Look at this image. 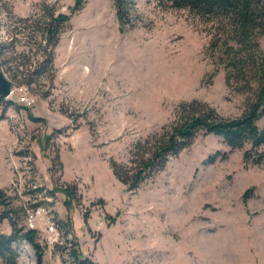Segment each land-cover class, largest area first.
I'll list each match as a JSON object with an SVG mask.
<instances>
[{
  "label": "rangeland",
  "instance_id": "rangeland-1",
  "mask_svg": "<svg viewBox=\"0 0 264 264\" xmlns=\"http://www.w3.org/2000/svg\"><path fill=\"white\" fill-rule=\"evenodd\" d=\"M73 1L0 0V71L13 91L12 105H0V190L11 209L39 204L69 227L61 246L43 247L42 264H77L62 249L68 240L89 264H264V161L243 167V150L228 153L220 138L198 134L135 191L109 168L128 166L133 144L171 123L180 103H205L224 118L243 113L252 91L242 79L226 85L207 47L216 24L128 0L120 31L112 0H81L70 12ZM49 12L69 16L47 49L52 65L18 85L10 74H30L42 51L33 24ZM257 43L264 52V35ZM53 188L73 197L46 195ZM9 232L2 221L0 233ZM17 252V264H35L26 243Z\"/></svg>",
  "mask_w": 264,
  "mask_h": 264
},
{
  "label": "trees",
  "instance_id": "trees-1",
  "mask_svg": "<svg viewBox=\"0 0 264 264\" xmlns=\"http://www.w3.org/2000/svg\"><path fill=\"white\" fill-rule=\"evenodd\" d=\"M112 1L119 30L122 31L127 23V13L124 9L129 2ZM156 2L162 7L186 10L206 22L216 24V32L208 43V50L218 53L226 85L230 80L236 82L242 79L244 89L252 91L251 98L247 101L243 113L236 118H224L207 104L196 100L180 103L176 107L175 118L171 123L133 144L128 166L109 162L112 176L124 186L126 192L135 191L143 182L162 171L170 158L187 149L198 134L220 138L228 153L243 150L241 155L243 167L261 164L264 161V52L258 48L257 39L264 35V0H156ZM81 5V0H74L70 12L78 11ZM43 19L39 27L37 22H33L39 36L37 47L42 48V51L39 52L30 74L27 76L17 72V68L10 74L11 80L15 81L17 78L21 80L18 85H29L33 78L50 69L52 54L47 49L55 45L59 35L64 31L69 16L53 15L49 12L43 15ZM27 21L22 20L21 23L26 24ZM2 66L3 63L0 61V68ZM249 81L254 83L252 90ZM0 105H12V102L0 97ZM28 119L32 122L43 121L30 114ZM218 155L216 152L207 156L203 164H212ZM226 155L227 153H222L218 159H224ZM61 191H68L73 197L74 192L67 188L63 190L53 188L47 191L46 195L52 196L55 192ZM249 191L243 192L242 203ZM37 206L40 205L30 207ZM19 213L23 217V208L20 212L11 209L0 190V223L6 221L10 229L8 234L0 233V264H17V246L22 242L32 250L35 264H42L44 248L37 241L35 231L25 229L21 223L18 224ZM54 223L66 238L69 235L68 225L55 219ZM68 245L62 249L67 251L77 264L79 262L89 264L85 257L73 250L71 240H68Z\"/></svg>",
  "mask_w": 264,
  "mask_h": 264
},
{
  "label": "built area",
  "instance_id": "built-area-1",
  "mask_svg": "<svg viewBox=\"0 0 264 264\" xmlns=\"http://www.w3.org/2000/svg\"><path fill=\"white\" fill-rule=\"evenodd\" d=\"M19 92L22 96L18 99V102L26 109L30 106L31 100L24 96V88L20 89ZM12 93L13 91L10 89L9 95L5 99L6 101H12L10 98ZM15 193L19 194L16 190ZM22 208L23 226L25 229L35 231L37 238L39 237L41 246L50 251L53 247L62 245V234L57 229L54 218L48 209L42 206L30 207L28 204L22 205ZM66 239H69V235H67Z\"/></svg>",
  "mask_w": 264,
  "mask_h": 264
},
{
  "label": "water",
  "instance_id": "water-1",
  "mask_svg": "<svg viewBox=\"0 0 264 264\" xmlns=\"http://www.w3.org/2000/svg\"><path fill=\"white\" fill-rule=\"evenodd\" d=\"M10 82L7 81L4 76L2 75L1 71H0V97L2 99H6L9 95V92H10ZM79 264H81L79 262Z\"/></svg>",
  "mask_w": 264,
  "mask_h": 264
},
{
  "label": "crops",
  "instance_id": "crops-1",
  "mask_svg": "<svg viewBox=\"0 0 264 264\" xmlns=\"http://www.w3.org/2000/svg\"><path fill=\"white\" fill-rule=\"evenodd\" d=\"M4 234H8V233H4Z\"/></svg>",
  "mask_w": 264,
  "mask_h": 264
}]
</instances>
